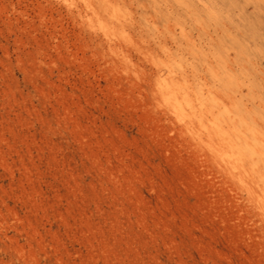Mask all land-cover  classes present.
Segmentation results:
<instances>
[{"label": "rangeland", "instance_id": "rangeland-1", "mask_svg": "<svg viewBox=\"0 0 264 264\" xmlns=\"http://www.w3.org/2000/svg\"><path fill=\"white\" fill-rule=\"evenodd\" d=\"M0 264H264V0H0Z\"/></svg>", "mask_w": 264, "mask_h": 264}, {"label": "bare ground", "instance_id": "bare-ground-1", "mask_svg": "<svg viewBox=\"0 0 264 264\" xmlns=\"http://www.w3.org/2000/svg\"><path fill=\"white\" fill-rule=\"evenodd\" d=\"M170 100H171V99H170ZM173 100H174V98H173ZM174 104H175V103H174ZM242 137H243V136H242ZM240 159H241V158H240ZM238 160H239V159H238ZM238 160H237V161H238Z\"/></svg>", "mask_w": 264, "mask_h": 264}]
</instances>
